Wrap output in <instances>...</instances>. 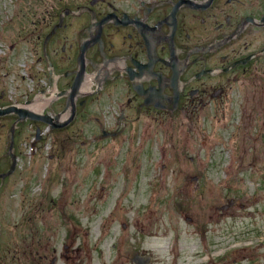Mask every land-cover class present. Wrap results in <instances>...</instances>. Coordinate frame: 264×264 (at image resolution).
<instances>
[{
	"label": "rangeland",
	"instance_id": "rangeland-1",
	"mask_svg": "<svg viewBox=\"0 0 264 264\" xmlns=\"http://www.w3.org/2000/svg\"><path fill=\"white\" fill-rule=\"evenodd\" d=\"M52 1L55 25L51 29L52 22L47 24L51 31L46 41L56 30L58 35L66 33L59 28L69 9L65 6L77 9L81 0H0V107L24 104L36 96L50 104L55 96L56 81L41 92L25 69L33 44L24 27L36 24L33 11ZM68 20L72 18L65 16L64 24ZM223 105L224 110L196 113L192 120L155 110L135 120L137 112L130 104L128 125L115 137L96 135L95 140L96 129L82 123L80 114L54 129L30 119L13 125L11 112L0 114V172L7 168L10 154L18 155L14 170L0 177V264H34L37 254L45 255L42 263L49 264L52 247L58 254L74 228L83 233L84 250L73 264H113L115 235L132 234L119 225L129 226L134 219L152 236L145 246L156 249L153 264H162L157 258L162 238L154 236L162 233L161 218L182 224L175 203L186 200L242 203V208L231 209L230 221L244 222L251 241L253 225L264 222V96L234 95ZM93 106L108 117L118 110L101 101ZM49 110L46 105L40 113ZM72 115L74 110L70 119ZM31 122L42 130L37 141ZM194 184L203 185L204 198L183 187ZM63 263L66 258L60 255L57 264Z\"/></svg>",
	"mask_w": 264,
	"mask_h": 264
},
{
	"label": "flooded vegetation",
	"instance_id": "flooded-vegetation-1",
	"mask_svg": "<svg viewBox=\"0 0 264 264\" xmlns=\"http://www.w3.org/2000/svg\"><path fill=\"white\" fill-rule=\"evenodd\" d=\"M53 6L52 1L35 9L36 24L24 27L33 44L27 52L31 63L25 69L41 92L56 81L55 96L47 104L48 112L57 115L53 121L61 114L71 117L74 108L66 125L80 114L82 123L96 129L94 140L96 135L101 139L118 135L128 125L130 104L137 112L135 120L149 110L192 120L196 113L224 110L220 106L234 95L264 96V0H81L77 9L65 6L69 9L59 28L66 33L58 35L56 30L46 41L55 25ZM65 16L72 18L67 24ZM86 79L90 85L82 91ZM99 101L117 106L115 115L109 113L110 120L93 106ZM11 114L16 120L17 115ZM33 124L36 130L38 124ZM17 161L18 155H9L8 166L0 173L12 164L15 168ZM183 187L204 198L203 185ZM221 188L227 192V185ZM235 205L243 207L234 199L175 203L182 224L161 218L162 233L154 236L162 238L157 258L162 264H264V222L252 223L256 233L247 241L244 222L230 221ZM144 225L139 219L129 226L121 222L122 230L129 227L132 234L115 235L113 264L155 262L156 249L145 246L152 236ZM82 234L80 228L66 234L58 254L52 247L49 264H57L60 255L65 264L79 259L84 250ZM44 257L37 254L34 264H43Z\"/></svg>",
	"mask_w": 264,
	"mask_h": 264
},
{
	"label": "water",
	"instance_id": "water-1",
	"mask_svg": "<svg viewBox=\"0 0 264 264\" xmlns=\"http://www.w3.org/2000/svg\"><path fill=\"white\" fill-rule=\"evenodd\" d=\"M61 19V18H60ZM50 35V33L48 34V36ZM29 101H27L28 103ZM74 110V109H72ZM8 112H15L17 115H18V120H22V119H25V118H30V119H33V120H42V121H45L47 123H50L52 127H62L64 125H66L69 121H70V118L65 120V121H62L61 123H53L52 122V117L48 114H41V113H37L35 111H32L28 108H25V107H19V106H10V107H6V108H0V114H5V113H8ZM39 133H40V128L37 129V137H39ZM12 157H14V155H12ZM13 166L14 164L12 165L11 169L6 173H10L13 169ZM0 175H3V174H0Z\"/></svg>",
	"mask_w": 264,
	"mask_h": 264
},
{
	"label": "bare ground",
	"instance_id": "bare-ground-1",
	"mask_svg": "<svg viewBox=\"0 0 264 264\" xmlns=\"http://www.w3.org/2000/svg\"><path fill=\"white\" fill-rule=\"evenodd\" d=\"M89 85H90V80L86 79V81L84 82V84L82 86L83 90L82 89L81 90L82 91L88 90ZM73 92L74 91L70 92V96H69L70 98L72 97ZM75 94H76V92H75ZM47 100L48 99H45V97L38 96L33 101H31L28 105L25 104V105H27V107L24 104H22V106L25 108H28L32 111L41 112V111H43L44 107L48 104ZM66 119H68V115L67 114H61L60 119H58L57 123H61L62 121H65ZM31 120L34 121L33 119H31ZM35 121H39V120H35ZM52 122H54V121L52 120Z\"/></svg>",
	"mask_w": 264,
	"mask_h": 264
}]
</instances>
